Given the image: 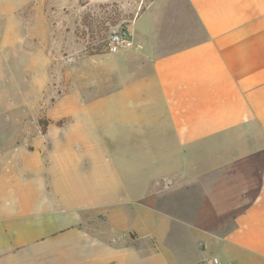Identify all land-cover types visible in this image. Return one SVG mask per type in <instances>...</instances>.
Listing matches in <instances>:
<instances>
[{
  "label": "crops",
  "instance_id": "obj_1",
  "mask_svg": "<svg viewBox=\"0 0 264 264\" xmlns=\"http://www.w3.org/2000/svg\"><path fill=\"white\" fill-rule=\"evenodd\" d=\"M27 3L39 36L56 21L46 0ZM144 11L128 24L135 70L118 73L135 115L119 140L135 143L133 161L108 164L105 184L82 193L93 196L51 199L34 153H0V264H264V0Z\"/></svg>",
  "mask_w": 264,
  "mask_h": 264
},
{
  "label": "rangeland",
  "instance_id": "obj_2",
  "mask_svg": "<svg viewBox=\"0 0 264 264\" xmlns=\"http://www.w3.org/2000/svg\"><path fill=\"white\" fill-rule=\"evenodd\" d=\"M27 1L0 0V153H34L46 164L39 181L51 199L59 193L65 199L93 196L82 193L105 184L108 164L133 161L124 153L135 146L119 140L132 136L135 115L122 108L130 101L129 79L118 75L135 70L128 59L135 49L111 52L110 36L128 30L152 0H46L49 18L56 22L47 23L39 36ZM151 13L144 11L140 21L147 22ZM254 186L255 194L256 174ZM198 192L190 191L191 197ZM210 208L206 218L214 217ZM236 208L216 210L215 226L229 225ZM198 218L204 223L202 215Z\"/></svg>",
  "mask_w": 264,
  "mask_h": 264
},
{
  "label": "built area",
  "instance_id": "obj_3",
  "mask_svg": "<svg viewBox=\"0 0 264 264\" xmlns=\"http://www.w3.org/2000/svg\"><path fill=\"white\" fill-rule=\"evenodd\" d=\"M132 45V40L128 30H114L110 36V50L111 52H117L120 48L130 47ZM213 264H222V262L217 258L213 257Z\"/></svg>",
  "mask_w": 264,
  "mask_h": 264
}]
</instances>
